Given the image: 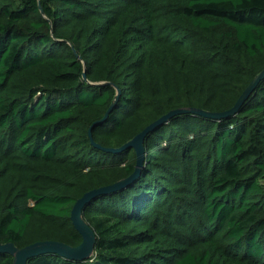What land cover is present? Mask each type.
Returning <instances> with one entry per match:
<instances>
[{
	"label": "trees",
	"instance_id": "1",
	"mask_svg": "<svg viewBox=\"0 0 264 264\" xmlns=\"http://www.w3.org/2000/svg\"><path fill=\"white\" fill-rule=\"evenodd\" d=\"M263 69L264 0H0V243L80 245L146 129L92 257L26 264H264V77L182 111Z\"/></svg>",
	"mask_w": 264,
	"mask_h": 264
},
{
	"label": "water",
	"instance_id": "2",
	"mask_svg": "<svg viewBox=\"0 0 264 264\" xmlns=\"http://www.w3.org/2000/svg\"><path fill=\"white\" fill-rule=\"evenodd\" d=\"M42 13V10H40ZM84 77V75H83ZM264 77V69L256 75L251 83L246 87L241 96L236 101L235 105L225 113L209 114L204 111H197L193 109H183L186 112H195L202 116H209L215 119L224 117L226 115L235 114L240 106L247 100L251 92L254 90L258 82ZM113 103L106 113L105 118L108 116L110 110L113 108ZM168 116L164 117L167 118ZM146 130V129H145ZM142 131L137 134L134 138L129 140L125 148L134 149L136 152V165L134 172L126 178L120 179L116 183L108 187H102L99 189L91 190L85 193L79 198L73 205L70 212V220L75 230L79 233L82 238V242L77 247H71L64 243L57 241H39L23 248L16 247L13 243H0V252L7 253L12 257V264H26L27 261L33 260L34 258L44 254H55L59 257H63L69 261L81 262L88 260L92 257L94 252V244L96 241L95 234L90 228L89 224L82 217V210L84 206L92 201L97 195L107 194L111 191H116L128 187L136 178L143 163V137L146 131ZM92 130H89V136H91ZM92 141V140H91ZM113 151V150H109Z\"/></svg>",
	"mask_w": 264,
	"mask_h": 264
}]
</instances>
